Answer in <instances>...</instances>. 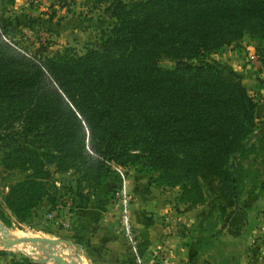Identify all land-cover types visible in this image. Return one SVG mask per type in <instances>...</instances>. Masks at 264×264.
<instances>
[{
    "label": "rangeland",
    "instance_id": "1",
    "mask_svg": "<svg viewBox=\"0 0 264 264\" xmlns=\"http://www.w3.org/2000/svg\"><path fill=\"white\" fill-rule=\"evenodd\" d=\"M30 1L27 3L35 2ZM117 1L127 0H47L45 13L34 15L9 6L12 0H0V13L7 18V33H0V38L41 67L39 56L63 51L81 54L86 46L108 33L115 22ZM236 4L208 3L173 12L139 14L145 28L167 37L163 53L152 65L140 62L126 72H115L111 79L130 93L140 90L143 102L152 99L160 105L161 101H171L173 111L191 112L192 116L179 124L193 131H212L220 143H228L230 123L244 119L245 129L239 141L245 147L230 150L225 159L221 157L233 167L223 163L222 168L203 177L206 171L198 161L206 155L202 146L206 144H196L201 153L195 145L188 161L182 160L174 167L158 166L151 162L148 146L151 151H159L160 145L147 140L130 150L134 154L131 159L117 163L96 153L93 147L97 137L82 122L83 133L73 128L70 137L59 139L56 133H36L28 114H0V208L7 222L0 221L11 238L59 239L55 246L30 241L13 245L1 242L0 264H56L48 257L51 252L67 262L92 264L76 257L80 247L67 236L79 204L91 199L97 210L101 207V215L109 211L114 220V240L120 242L124 254L116 260L119 264H264V58L256 53L257 30L241 13L242 6ZM61 25L66 31L60 32ZM192 38L204 40L205 44L190 49ZM40 44L44 50L39 56L34 55L33 50ZM194 50L205 62L233 73L252 105L247 108L240 103L228 109H223L225 104L212 105L210 97L238 93L228 92L230 82L208 69L200 76L179 69L177 59L198 65ZM154 105L141 109V118L147 115L153 120L160 115L161 107ZM208 107H212L213 114ZM217 115L225 120L215 121L212 117ZM155 122L144 123V134L161 137L159 123ZM232 127L238 132L237 127ZM231 140L229 145L233 147L238 140ZM68 142L81 147H70L63 156L60 145ZM32 150L47 152L37 158L47 171L46 194L52 204L46 210L40 200L25 219L19 220L4 196L10 185L32 173L25 160ZM98 167H102L101 177L95 176ZM51 210L56 211V217L46 216ZM18 244L22 248H16ZM44 257L46 261L40 260Z\"/></svg>",
    "mask_w": 264,
    "mask_h": 264
},
{
    "label": "trees",
    "instance_id": "2",
    "mask_svg": "<svg viewBox=\"0 0 264 264\" xmlns=\"http://www.w3.org/2000/svg\"><path fill=\"white\" fill-rule=\"evenodd\" d=\"M208 3L241 5V13L243 16H248L252 26L258 32L256 53L260 58H264V0L117 1L115 22L109 28V32L103 33L96 42L86 46L81 54L74 55L63 51L40 57L44 47L42 44L36 46L33 54L39 56V64L42 68L0 38V114L5 117L28 114L27 117H31L32 124L36 126V133L39 135H44V132L56 133L59 139H64L65 136L70 137L73 128L83 133L82 122L88 132L97 137V145L93 147L96 153L105 154L117 163H124L131 159L134 154L130 150L144 142L143 140H147L154 146L160 145L159 151H151L148 146L151 162H156L158 166L174 167L181 164L182 160L188 161L187 156L191 154L196 144H206L202 145L206 155L204 159L198 161V164L207 172L202 173L203 177L212 175L213 171L221 167L223 163L232 168V163L223 162L221 157L225 159L224 156L230 150L240 151L245 147L244 142L239 141L245 129L244 119L237 120L235 124L230 123L229 131L226 133V135L229 133L228 143H220L212 131H193L179 124L183 119L190 118L188 116H192L191 112L173 111L171 101H161L160 105L155 104L156 102L152 99L143 102L138 94L140 90L133 94L128 92L121 83L111 81L115 72H126L125 70L140 62L152 65L163 53L162 48L167 37L159 31L145 28L139 14H152L157 10L173 12ZM6 19L0 13V33H7ZM241 19L242 17L238 20ZM191 44L190 49L198 48L200 44H205V41L192 38ZM194 52L195 50L193 54ZM193 57L199 62L198 65L177 59V63L180 64L178 68L184 72L192 71L199 76L203 70L208 69L230 82L226 87L228 92L238 93L235 96L230 94L229 97H210L212 105L225 104L223 109L232 108L233 105L235 107L240 103H245L247 108L252 105L243 86L233 79L235 77L233 73L224 72L212 66L197 57L196 52ZM172 58L176 57L172 56ZM30 67L32 71H29ZM153 105L161 107V114L154 116L153 120L147 115L141 118V109H147ZM209 108H211V115L214 110L212 107L207 109ZM212 118L217 122L225 120L222 115ZM149 121L159 123L161 137L156 135L153 138L144 134L145 128L147 131L144 123ZM232 125L238 128V132ZM217 131L221 132L222 129ZM231 139L238 140L233 147L229 145ZM72 145L71 142L60 145L61 155L65 156L70 152L68 151L70 147L76 149L81 147L79 143ZM174 148L177 149L176 153ZM196 150L198 154L201 153L198 146ZM39 155H47V152L32 150L29 157L25 156L32 173L23 181L10 185L4 196L7 205L19 220L25 219L30 208L40 200L41 204L46 206V210L51 209L52 202L46 194L47 186L44 176L47 171L42 169V162L37 158ZM90 168L88 165L86 170L89 171ZM101 168L98 167L96 177L102 176ZM222 170L225 171V169ZM0 219L4 223L7 222L1 208Z\"/></svg>",
    "mask_w": 264,
    "mask_h": 264
},
{
    "label": "crops",
    "instance_id": "3",
    "mask_svg": "<svg viewBox=\"0 0 264 264\" xmlns=\"http://www.w3.org/2000/svg\"><path fill=\"white\" fill-rule=\"evenodd\" d=\"M46 1L37 0L30 4L26 0H12L9 6L37 15L45 13L43 10L48 6ZM41 10L43 12H40ZM62 10L63 8H61ZM64 29L65 27L62 25L59 28L60 32L66 31ZM91 201L92 199L89 203L79 204L74 212L71 229L67 236L80 247L78 253L80 258L92 264H119L116 260H119L124 254L121 251L120 242L117 238L114 240L112 230L114 220L109 211L101 215V207L97 210V205L90 203ZM107 213L109 216L104 215ZM186 264L194 263L187 262Z\"/></svg>",
    "mask_w": 264,
    "mask_h": 264
},
{
    "label": "water",
    "instance_id": "4",
    "mask_svg": "<svg viewBox=\"0 0 264 264\" xmlns=\"http://www.w3.org/2000/svg\"><path fill=\"white\" fill-rule=\"evenodd\" d=\"M0 227H2V228L4 227V225L1 223V221H0ZM2 236H3V242L5 244H8V245L12 244L14 242H17L19 240V237L8 238L5 234V229H3ZM21 238H23L24 241L37 242V243H42V244L47 243L51 246H55L57 244V242H59V239L46 237V236H23ZM48 257L53 258L56 264H78L77 262L64 261L55 252L49 253ZM76 257L79 259L78 255ZM40 260L46 261L47 258L44 257V258H41Z\"/></svg>",
    "mask_w": 264,
    "mask_h": 264
},
{
    "label": "bare ground",
    "instance_id": "5",
    "mask_svg": "<svg viewBox=\"0 0 264 264\" xmlns=\"http://www.w3.org/2000/svg\"><path fill=\"white\" fill-rule=\"evenodd\" d=\"M3 229H5V226H4L3 228L0 227V236H1V237H2ZM5 234H6V236H7L8 238H11L10 234L7 233L6 229H5ZM1 242H3V240H0V243H1ZM20 242H27V241H24L23 238H19V240H18L17 242L12 243V245H13V244H16V243H20ZM16 248H22V245H21V244H18V245L16 246Z\"/></svg>",
    "mask_w": 264,
    "mask_h": 264
},
{
    "label": "built area",
    "instance_id": "6",
    "mask_svg": "<svg viewBox=\"0 0 264 264\" xmlns=\"http://www.w3.org/2000/svg\"><path fill=\"white\" fill-rule=\"evenodd\" d=\"M26 1H30V0H26ZM34 1H36V0H34ZM59 207H61V205H59ZM51 211H55V210H51ZM51 211H47L46 216L51 217L52 215H54V217H56V211L54 213Z\"/></svg>",
    "mask_w": 264,
    "mask_h": 264
}]
</instances>
